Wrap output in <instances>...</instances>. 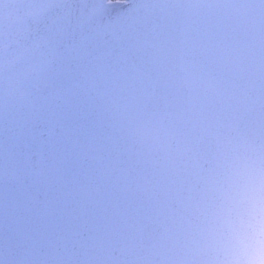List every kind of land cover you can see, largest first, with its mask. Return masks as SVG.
<instances>
[{
  "label": "water",
  "instance_id": "water-1",
  "mask_svg": "<svg viewBox=\"0 0 264 264\" xmlns=\"http://www.w3.org/2000/svg\"><path fill=\"white\" fill-rule=\"evenodd\" d=\"M0 264H264V0H0Z\"/></svg>",
  "mask_w": 264,
  "mask_h": 264
}]
</instances>
